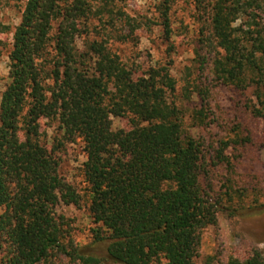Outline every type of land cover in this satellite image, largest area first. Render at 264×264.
Returning <instances> with one entry per match:
<instances>
[{
	"label": "trees",
	"instance_id": "obj_1",
	"mask_svg": "<svg viewBox=\"0 0 264 264\" xmlns=\"http://www.w3.org/2000/svg\"><path fill=\"white\" fill-rule=\"evenodd\" d=\"M94 1L26 0L12 32L0 95V264H53L61 254L103 264L64 243L66 223L56 208L81 198L96 225L93 240L108 242L113 263L196 264L200 234L219 212L237 211L234 199L241 201L243 191L235 171L252 139L239 122L208 157L201 139L185 130L175 81L163 68L128 66L113 53V32L105 28L115 27L112 0H100L95 11ZM171 1L160 3L166 35ZM198 2L208 7L212 78L187 91L194 102L189 128L212 126L216 88L251 90L247 108L264 119V0ZM93 18L102 27L88 40ZM8 30L0 22V41ZM112 118L127 124L115 129ZM42 121L57 124L50 147ZM66 143H80L84 155L81 196L58 172L56 153ZM227 264H264V252Z\"/></svg>",
	"mask_w": 264,
	"mask_h": 264
},
{
	"label": "rangeland",
	"instance_id": "obj_2",
	"mask_svg": "<svg viewBox=\"0 0 264 264\" xmlns=\"http://www.w3.org/2000/svg\"><path fill=\"white\" fill-rule=\"evenodd\" d=\"M26 0H10L0 6V22L8 27L0 41V95L8 83V53L14 27L19 23ZM161 0H112L109 9L114 26L105 25L113 36L108 47L128 66L165 69L175 81L177 104L185 110L184 127L192 136L200 138L207 156L213 155L217 142L233 136L231 130L239 122L246 127L251 139L249 146L237 165L236 188L243 191L241 201L234 199L236 212L228 216L226 211L217 214L214 226L200 234L196 264H227L230 258L243 259L257 249L264 252V119L254 117L247 106L253 102L251 90L232 94L216 88L211 95L210 115L214 122L209 129H190L188 113L194 102L186 99L187 91L195 86L207 87L211 82L213 53L209 46L208 7L198 0H172L167 11L169 33H164ZM204 4V3H203ZM101 1H94L93 10L100 8ZM103 21L109 19L103 13ZM133 26H128L127 23ZM101 30L96 18L90 20L88 40L96 37L92 28ZM97 40L103 37L97 36ZM81 46V41L78 42ZM194 100V98L192 99ZM113 127L123 128L127 118H112ZM56 123L41 122L42 140L52 145L56 136ZM59 175L81 196L83 182L78 169L84 161L80 143H66L56 153ZM213 195V194H211ZM2 209H0V213ZM56 212L63 216L66 225L65 245L74 248L83 256H93L103 264H115L106 253L107 241L95 242L92 229L96 225L90 218L84 199L79 205L65 206L60 203ZM232 212V211H231ZM230 214V213H229ZM3 253L0 251V263ZM53 264H79L61 254L52 259Z\"/></svg>",
	"mask_w": 264,
	"mask_h": 264
}]
</instances>
